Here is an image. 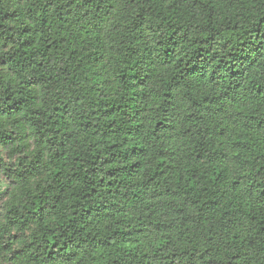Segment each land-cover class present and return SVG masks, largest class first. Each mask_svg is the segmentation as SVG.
Segmentation results:
<instances>
[{"label": "trees", "instance_id": "1", "mask_svg": "<svg viewBox=\"0 0 264 264\" xmlns=\"http://www.w3.org/2000/svg\"><path fill=\"white\" fill-rule=\"evenodd\" d=\"M0 171V264H264V0H0Z\"/></svg>", "mask_w": 264, "mask_h": 264}, {"label": "rangeland", "instance_id": "2", "mask_svg": "<svg viewBox=\"0 0 264 264\" xmlns=\"http://www.w3.org/2000/svg\"><path fill=\"white\" fill-rule=\"evenodd\" d=\"M4 163L7 165H11L16 163V160L12 159V157H9L7 153L2 154ZM9 181L6 179V177L2 174L0 171V195H1V200H0V214L3 211V203L5 201V193L9 189Z\"/></svg>", "mask_w": 264, "mask_h": 264}]
</instances>
